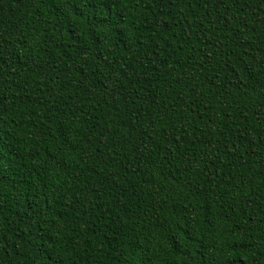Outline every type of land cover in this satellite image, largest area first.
<instances>
[{
  "label": "trees",
  "instance_id": "trees-1",
  "mask_svg": "<svg viewBox=\"0 0 264 264\" xmlns=\"http://www.w3.org/2000/svg\"><path fill=\"white\" fill-rule=\"evenodd\" d=\"M0 264H264V0H0Z\"/></svg>",
  "mask_w": 264,
  "mask_h": 264
}]
</instances>
